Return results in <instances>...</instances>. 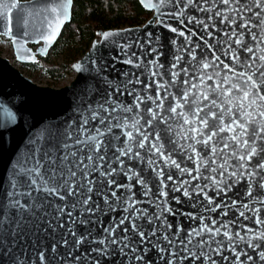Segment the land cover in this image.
Wrapping results in <instances>:
<instances>
[{"label":"snow or ice","instance_id":"1","mask_svg":"<svg viewBox=\"0 0 264 264\" xmlns=\"http://www.w3.org/2000/svg\"><path fill=\"white\" fill-rule=\"evenodd\" d=\"M55 2L60 3V0ZM210 3L225 6L214 12L225 27L205 22L210 19L207 13L212 9L204 5ZM70 4L71 0H68ZM17 6L16 0H0V15H6ZM62 7L66 10L67 5ZM174 7V16L184 17L185 10H188L187 22L181 21L187 31L170 27L171 32L184 40L180 41L173 62L163 74L159 71L165 66V61L160 59L163 54L155 47L151 49L156 52L148 62L155 68L151 77H160V81H141L139 71L123 72L120 76L126 79H120L113 88L105 76L111 90L104 91L103 100L98 104L91 99L87 101L89 114H85L78 125L79 131L84 132L90 122H95L86 138L67 131L62 138L42 146L39 155H33L31 166L19 168L12 190L6 194L9 198L6 207L10 213L0 207V227H8L10 233L15 229L17 235H22L25 229L32 232L51 229L52 233L63 229L51 244L50 251L65 260L71 257L74 264L83 257L72 256V250L78 251L81 247L85 248L84 256L87 257L84 264H101L102 258H112L111 264H116L117 260L120 264L140 261L147 264L152 258L146 253L153 251L157 253V259L166 257V264H179L182 259L189 260V264L197 260L200 264L208 261L211 264L264 262V216L260 215V209L252 207L256 203L264 204V200L259 199L264 197V191H261L264 189V50L259 48V44L264 43V0H174ZM254 8L258 11H253ZM197 11L205 16H195ZM189 24L203 25V30L188 28ZM2 31L5 29L0 27ZM6 32L14 34L12 27H7ZM55 35L53 32L43 38L51 43ZM245 35L250 36L247 42ZM252 41L257 43L254 45ZM184 52L191 59L185 60ZM222 56H227L229 62L226 63ZM122 63L134 64L139 69L142 61L133 52ZM76 67L79 69V65ZM222 70L223 77L220 76ZM169 71L171 77L165 81L163 76ZM140 83H144L145 90L155 84L156 90L151 95L141 96L139 89L129 87ZM172 88L176 89L174 98L178 99L175 104L169 102L161 114L159 109L173 95ZM161 90L165 93L163 97ZM125 93L132 97L134 105L131 101L126 105L120 99ZM114 94L115 99H112ZM149 100L151 104H145ZM141 104H144L143 124L138 111L133 117L114 115L117 109L128 113L134 107L139 109ZM167 113L179 118V139L193 141L180 147L195 168L186 164L183 157L180 162L173 158L179 139L166 137L167 129L157 123L167 121ZM7 115L15 119L11 112ZM129 120L133 121L131 125ZM96 123L102 127H97ZM188 125L190 127H185ZM114 128L127 129L123 133L126 139H122L119 132L113 133ZM225 132L229 135H221ZM105 133L113 134L105 138ZM56 135L60 137L61 133L57 131ZM165 144L171 145L167 152L164 151ZM197 144L201 146L199 150ZM139 149H143V153ZM122 157L136 163L126 165ZM160 159L164 165L157 162ZM140 163L156 172L158 183L150 186L153 178L144 175V169L138 167ZM165 166H174L188 178L176 183L175 173L166 171ZM245 177L244 187L249 200H241L238 207L235 200L229 204L227 192ZM169 181L173 182L171 186ZM134 185L140 188L134 190ZM209 188L217 195L224 194L219 202L208 196ZM169 192L181 193L180 197H171L176 205L183 201L196 211L169 206ZM142 204H150L158 211L138 207ZM221 208L224 210L220 215L227 216L232 209L256 227L244 225L241 229V220L235 215L227 221H220L204 216L201 211ZM248 212L252 215H247ZM182 215L193 221L198 217L199 223L182 228L179 221L174 224L169 219V216ZM103 217H107V221ZM98 225L100 228L96 231ZM233 225L237 226L235 231ZM61 246L69 251L58 252ZM229 252L231 256L226 254ZM45 259L41 251L40 260Z\"/></svg>","mask_w":264,"mask_h":264},{"label":"water","instance_id":"2","mask_svg":"<svg viewBox=\"0 0 264 264\" xmlns=\"http://www.w3.org/2000/svg\"><path fill=\"white\" fill-rule=\"evenodd\" d=\"M16 2L17 8L7 11L6 15H0V27L5 29V31L0 32V37H4L10 42L16 62L22 65H34L40 59L48 56L65 27L71 22L73 0H71L70 5H68V0H60V3H56L55 0L49 3H45L44 0H16ZM138 2L145 11L151 13L147 21L142 25L134 27L109 30L96 29V38L91 42L88 50L71 64L70 68L74 73V77L64 87L39 86L30 78L24 76L7 58L0 56V207L3 208L5 213H10L11 211L6 207L9 200L6 194L12 190L11 185L13 180L17 178L19 168L21 166H31L33 155L38 156L39 149L42 146H45L48 142H54L62 138L67 131L79 134L82 139L86 138L88 131L91 130L92 123L95 122H90L88 129L84 132L79 131L78 125H80L83 116L89 114L87 101L91 99L98 104L103 100L104 91L111 90L109 83L104 80L105 76L108 77V81L111 82V87L113 88L120 79H126V77L120 76L123 72L139 71L142 73L140 77L141 81L151 82L152 79H155L159 82L160 77H151V72L155 71V68L148 63L156 56V52L151 51L153 47L163 54L160 59L165 61V66L159 69L161 74L173 62L177 48L180 47V41L184 40V37L171 32L170 27L187 31L181 21L187 22L188 10H185L184 17L174 16L172 13L175 11V7H178V5L174 7V0H138ZM62 5H67L66 10ZM204 7L212 9L207 13L210 19L206 20V23H216L220 28L225 27V24L219 23L220 18L214 16L215 10L217 8H225L224 5L210 3L204 5ZM52 9H56V11L53 12ZM253 11H258V9L254 8ZM195 16L204 17L205 13L197 11ZM254 19L256 18L254 17ZM237 21H239V17H237ZM49 24H51V27H49ZM7 27H12L14 34H8L6 32ZM188 28L203 30V25L189 24ZM254 31L259 32V29H254ZM53 32L56 33L55 38L49 43L43 37L51 36ZM173 37H175V42H173ZM249 39L250 36L245 35V41L247 42ZM252 43L255 45L257 42L252 41ZM259 48L264 50V43H260ZM133 52L142 61L139 69L134 64L128 65L122 63ZM244 55L250 54L244 53ZM183 56L185 60L191 59L187 52H184ZM221 58L226 63L229 62L227 56H222ZM133 59L135 61L136 58L134 57ZM197 59H199V50H197ZM241 60H243V55L241 56ZM181 64H183V61H181ZM77 65H79V69H77ZM176 70L178 69H171V71ZM171 71H169L167 76H163L165 81L170 79ZM208 71H211V69H208ZM183 75L181 73V77ZM223 75L224 71L222 70L220 76L223 77ZM193 82L196 83L198 81ZM206 83L211 84L214 81H206ZM177 84H179V79L177 80ZM129 87L139 89L138 94L141 96L151 95L156 90L155 84H152L146 90L144 83L130 84ZM171 91L173 95L169 96L164 101L163 108L159 109L161 114L164 113V109L167 108L169 102L175 104L176 99H178L174 98L176 89L172 88ZM160 95L162 97L165 95L163 90L160 91ZM111 98L115 99V94ZM120 99L126 105L130 101L133 105L135 104V101L127 93L121 96ZM145 104H151V101H145ZM93 106L95 107V105ZM143 109L144 104H141L139 109L134 107L133 111L128 113L117 109L114 115L133 117L138 111L141 114L140 123L143 124ZM184 110L186 111L187 109L185 108ZM8 112H11L15 119L9 118ZM102 114L107 115V113ZM167 115L169 116L167 121H157V123H160L161 128L167 129L166 137L173 140L179 139L177 136L180 130V124L177 123L179 118L172 113H167ZM225 121H227V117H225ZM132 122V120H129V125ZM169 125H171V128L168 127ZM96 126L102 127L98 123H96ZM185 127H190V125ZM57 131L61 133L60 137H57ZM125 131L127 129H113V133L119 132L122 139H126L123 136ZM113 133H105V138L111 136ZM221 135L227 136L229 133L225 132L221 133ZM161 142L163 143V141ZM192 142L179 139V143L176 144V152L172 155L177 162H180L181 157H183L186 164L195 168V165L192 161L188 160L187 155L184 154V150L180 147L182 144ZM170 146L169 144H165L164 151L167 152ZM200 147L199 144L196 145L197 150ZM34 150H36L35 153ZM133 150L136 151L137 149L134 148ZM139 151L143 153L144 150L139 149ZM121 159L125 161L126 165L136 163L135 160L129 161L127 157H122ZM157 162L164 165L162 159ZM230 163H234V161L230 160ZM114 166L116 165L114 164ZM138 167L144 169L146 177L153 178L150 186L151 183H158L156 172L145 163L138 164ZM165 167L166 171L175 173L174 179L176 183L188 178L183 176L174 166ZM245 180H247V177L227 192L229 204L235 200L238 207L241 200L245 202L249 200L248 193L244 187ZM128 182L131 183V181ZM168 183L171 186L173 182L169 181ZM193 183H203V181H193ZM139 188V185H134V190ZM252 190L253 193L256 192L255 185H253ZM261 191H264V189H261ZM207 194L210 197H215L217 202L224 196L223 193L217 195L211 188H209ZM172 196L180 197L181 193L169 192V206L180 207L189 212L196 211L194 208H188L187 203L183 201L180 205H176L175 201L171 200ZM259 199L264 200V197H259ZM184 200H187V198H184ZM138 207L148 208L149 211H158V209H155L150 204H142L138 205ZM211 207L212 205H209V208ZM252 207L260 209V215L264 216V204L256 203ZM223 210L221 208L216 211H204L203 209L201 211L204 216L211 217L212 219L218 218L220 221H227L234 215L239 217V213L234 212L232 209H229L227 216L220 215ZM247 215H252V213L248 212ZM103 219L107 221L108 218L103 217ZM169 219L174 224L176 221H179L182 228H191L193 225L199 223L198 217L197 220L193 221L184 215L180 217L169 216ZM239 219L241 220L239 226L241 229H243L244 225L256 227L252 221L246 220L243 217H239ZM41 227L43 228L44 226ZM99 228L100 226L98 225L96 231H99ZM236 228V225L232 226L233 231ZM80 230H83L82 226ZM62 231L63 229H59L56 233H52L51 229H49L48 232H32L25 229L22 235H17L15 229H12L10 233L8 227H0V264H49V262L50 264H74L71 257L65 260L54 256L50 251L51 244L54 240L58 239ZM180 234L183 235V232ZM243 234V231H241V235ZM91 247H95V245ZM41 251L44 252L46 257L44 261L40 260ZM68 251V248L62 246L58 248V252L61 253H67ZM248 251L251 252V249ZM84 252V247H81L78 251L76 249L72 250V256L83 257L77 264H84V260L87 259L84 256ZM226 254L231 256L230 252ZM92 255L96 256L98 254L92 253ZM146 255H150L152 258L147 261V264H152L153 261H155V264H166V257L164 260L157 259L155 251L146 253ZM216 259H219V257H216ZM111 261L112 258H102L101 264H111ZM116 264H120V261L117 260ZM137 264H144V262L140 261ZM179 264H189V260L182 259L179 261ZM192 264H200V261H194ZM206 264H211V262L208 261ZM260 264H264V262H260Z\"/></svg>","mask_w":264,"mask_h":264},{"label":"trees","instance_id":"3","mask_svg":"<svg viewBox=\"0 0 264 264\" xmlns=\"http://www.w3.org/2000/svg\"><path fill=\"white\" fill-rule=\"evenodd\" d=\"M151 13L138 0H73L71 22L51 49L60 63L40 59L39 74L58 80L68 74L67 68L79 59L96 38V29H121L142 25ZM34 65H28L32 68Z\"/></svg>","mask_w":264,"mask_h":264},{"label":"rangeland","instance_id":"4","mask_svg":"<svg viewBox=\"0 0 264 264\" xmlns=\"http://www.w3.org/2000/svg\"><path fill=\"white\" fill-rule=\"evenodd\" d=\"M0 56L7 58L10 63L15 66L24 76L30 78L34 83L39 86L61 88L68 85L74 77V73L72 72L71 68H67L68 74L64 75L58 80H55L53 78L47 77L44 73L39 74L38 63L34 64L32 68H29L28 65H22L16 62L11 44L4 37H0ZM46 58H50L51 60L55 59L58 63H60V58L57 57L54 53H51V51L49 52ZM49 79L51 80V82L49 81Z\"/></svg>","mask_w":264,"mask_h":264},{"label":"built area","instance_id":"5","mask_svg":"<svg viewBox=\"0 0 264 264\" xmlns=\"http://www.w3.org/2000/svg\"><path fill=\"white\" fill-rule=\"evenodd\" d=\"M49 81L51 82V80L49 79Z\"/></svg>","mask_w":264,"mask_h":264}]
</instances>
